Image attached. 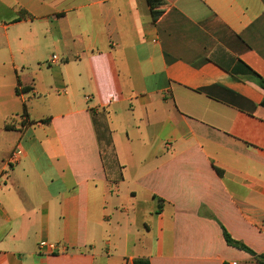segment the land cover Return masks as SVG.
<instances>
[{"label": "crops", "instance_id": "1", "mask_svg": "<svg viewBox=\"0 0 264 264\" xmlns=\"http://www.w3.org/2000/svg\"><path fill=\"white\" fill-rule=\"evenodd\" d=\"M0 36V264L264 255V0H0Z\"/></svg>", "mask_w": 264, "mask_h": 264}, {"label": "trees", "instance_id": "2", "mask_svg": "<svg viewBox=\"0 0 264 264\" xmlns=\"http://www.w3.org/2000/svg\"><path fill=\"white\" fill-rule=\"evenodd\" d=\"M150 3L152 4L155 0H149ZM248 74L253 78V80L262 88L264 89V79L261 78L259 75H257L256 73H254L253 71H251L250 69L248 70ZM25 111V109H24ZM224 230V238L227 242L228 245L235 247L239 250L245 251L248 254H250L256 264H264V255H259L257 253H255L252 249H250L248 246H246L245 244H243L240 241H236L234 240L231 235L225 230ZM134 264H151L150 260L148 258H137L134 262Z\"/></svg>", "mask_w": 264, "mask_h": 264}, {"label": "built area", "instance_id": "3", "mask_svg": "<svg viewBox=\"0 0 264 264\" xmlns=\"http://www.w3.org/2000/svg\"><path fill=\"white\" fill-rule=\"evenodd\" d=\"M52 61L53 62H57L58 61V57L57 56H53L52 57ZM20 159V151H15L12 156L10 157L9 159V164H12V163H16L18 162ZM40 246L43 248V247H46L48 250H50L51 252L56 250V245L54 244H48L46 242H41L40 243ZM233 264H236V263H233Z\"/></svg>", "mask_w": 264, "mask_h": 264}, {"label": "rangeland", "instance_id": "4", "mask_svg": "<svg viewBox=\"0 0 264 264\" xmlns=\"http://www.w3.org/2000/svg\"><path fill=\"white\" fill-rule=\"evenodd\" d=\"M0 41L3 42L4 41V37L0 36ZM9 82V81H7Z\"/></svg>", "mask_w": 264, "mask_h": 264}]
</instances>
